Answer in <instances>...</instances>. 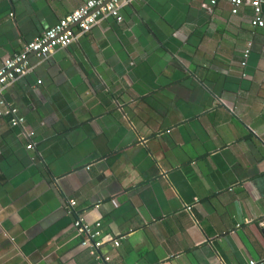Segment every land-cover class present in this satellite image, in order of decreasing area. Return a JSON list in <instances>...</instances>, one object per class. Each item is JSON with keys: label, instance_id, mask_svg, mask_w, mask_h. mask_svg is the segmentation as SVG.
Returning a JSON list of instances; mask_svg holds the SVG:
<instances>
[{"label": "crops", "instance_id": "obj_1", "mask_svg": "<svg viewBox=\"0 0 264 264\" xmlns=\"http://www.w3.org/2000/svg\"><path fill=\"white\" fill-rule=\"evenodd\" d=\"M242 2L144 0L29 57L4 92L25 124L0 118V264H97L71 199L125 237L115 264H264V27ZM81 4L0 0V67Z\"/></svg>", "mask_w": 264, "mask_h": 264}, {"label": "built area", "instance_id": "obj_2", "mask_svg": "<svg viewBox=\"0 0 264 264\" xmlns=\"http://www.w3.org/2000/svg\"><path fill=\"white\" fill-rule=\"evenodd\" d=\"M79 8L63 18L56 26L45 31L40 37L26 45L24 50L12 58L6 59L0 67V118L8 117L11 126L17 128L25 124V117L19 110L10 106L5 97L6 89L18 82L22 77L32 71L33 67L29 62V57L34 55L38 60H47L57 50L67 48L78 38L89 33L100 22L108 18H114L119 23L123 21L122 11L124 8L134 3H142L144 0H81ZM234 7L233 13L237 14L243 5L242 0H228ZM217 0H212L215 5ZM254 10L252 24L255 27H264L263 4L264 0H250ZM33 148L32 145L28 146ZM77 201L68 200L66 211L75 216L74 228L84 238L82 247L87 249L90 255L94 256L97 264H115L111 256L102 252V247L111 244L120 247L121 241L125 237L108 238L101 231V226L97 223L91 226L87 223L84 214L76 211ZM190 209V208H189ZM246 264H257L256 261H249Z\"/></svg>", "mask_w": 264, "mask_h": 264}]
</instances>
